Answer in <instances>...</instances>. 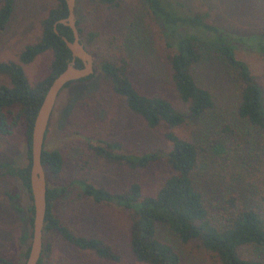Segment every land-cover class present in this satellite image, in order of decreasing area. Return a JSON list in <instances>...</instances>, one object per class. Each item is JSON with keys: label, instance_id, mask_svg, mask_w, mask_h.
Segmentation results:
<instances>
[{"label": "rangeland", "instance_id": "rangeland-1", "mask_svg": "<svg viewBox=\"0 0 264 264\" xmlns=\"http://www.w3.org/2000/svg\"><path fill=\"white\" fill-rule=\"evenodd\" d=\"M119 1L123 3L115 20H108L106 26L110 32L121 30L134 82L142 92L170 100L184 113L186 121L174 129L165 124L148 129L137 117L113 102V106L105 107L104 115L99 117L100 123L93 118L87 124L82 117L78 121L71 117L72 106L83 89H89L91 93L101 86L94 84V79L80 87L63 90L52 112L44 143L45 150L60 151L64 162L60 174L46 173L48 187L66 188L53 212L75 234L99 238L110 245L121 261L100 260L90 251H79L54 238L51 251L48 256H43L41 264H138L129 249L128 211L117 206L93 204L82 196L74 182L85 180L113 192H122L132 183H138L146 194H152L170 172L163 162L133 170L95 157L87 143L88 137L110 139L120 144L119 153L136 155L166 152L170 145L165 134L170 131L198 146L201 161L193 179L216 223L230 216L225 204L228 196L235 194L241 200H247L263 187L264 137L257 136L236 115L241 83L235 67L213 51L203 52L192 73L197 85L213 96L214 107L200 118L190 117L187 106L174 92L162 51L165 43L157 23L147 22L146 11L137 0ZM165 1L181 15L205 14L208 24L242 39L264 32V0ZM53 3L54 0H16L11 20L0 32V62H17L23 48L38 41L42 32L41 20ZM77 3L78 18L84 23H94L100 9L98 0H77ZM87 5L94 9L93 15L86 11ZM98 20L101 22L102 16H98ZM133 23L135 26H131ZM235 56L248 65L264 96V53L239 43ZM50 60L51 54L47 53L24 66L31 85L48 75ZM97 64L98 59L94 58L95 69ZM0 85H9L8 79L0 76ZM2 163H11L18 168L27 166L23 126L15 127L8 140L0 137V165ZM31 205L21 181L0 167V264H3L1 259L16 264L25 262L24 254L30 241L25 247L20 238L24 232L31 231L28 220ZM158 236L179 252L182 264H216L198 241L182 244L174 234L162 228ZM242 255L264 260V250L251 247L245 248Z\"/></svg>", "mask_w": 264, "mask_h": 264}, {"label": "trees", "instance_id": "trees-1", "mask_svg": "<svg viewBox=\"0 0 264 264\" xmlns=\"http://www.w3.org/2000/svg\"><path fill=\"white\" fill-rule=\"evenodd\" d=\"M15 3L16 0H0V32L10 22ZM98 3L100 9L95 14L94 23L81 21L78 18L77 0L75 6L79 35L85 48H89L88 51L98 59L97 69L88 78L66 84L63 90L80 87L94 79V84L101 88L91 93L89 89H83L72 106L71 117L77 121L82 117L81 120L87 124L89 119L94 118L95 122L100 123L99 117L104 115L105 107L117 103L137 117L148 129H156L163 124L170 129L182 126L186 117L170 100L162 95L146 94L137 86L130 73L121 30L110 32L106 26L108 20H115V14L119 12L123 2L98 0ZM137 3L144 7L147 22L154 21L159 27L165 43L162 51L169 67L174 92L187 106L189 116L200 118L214 107L213 96L197 85L192 73L203 52L213 51L235 67L241 83L237 117L257 136L264 137L263 92L252 77L248 65L235 56L239 43L264 53V32L252 35V39H242L208 24L205 14L176 13L168 1L137 0ZM86 11L93 15L94 9L87 5ZM67 15L65 0H54L41 20L42 32L38 41L26 45L19 53L17 62H0V76L9 81V85H0V137L8 140L15 127L23 126L28 160L27 166L22 168L11 163H2L0 167L21 181L31 201L32 127L48 88L72 60L70 51L61 39L63 36L72 41V31L68 27L57 25L60 36L54 33V24ZM98 16H102L101 22ZM131 26H135V23ZM47 53L51 54L48 75L31 85L25 75L24 66ZM75 66L81 68L82 63L76 60ZM47 132L48 129L46 135ZM165 139L170 145L166 152L152 151L141 155L119 153L120 144L110 139L94 136L86 139L95 157L133 170L147 169L163 162L170 173L152 194H146L138 183H132L122 192H113L85 180L76 179L74 183L80 188L82 196L93 204L117 206L128 211L129 249L138 264H182L179 252L159 238L161 228L174 234L182 244L200 242L216 264H264V260L248 259L242 255L245 248L249 247L264 250V159L261 166L263 187L251 194L247 200H241L235 194L228 196L225 204L229 208L230 216L223 222L216 223L212 220L204 196L195 186L193 179L201 161L199 147L171 131L165 134ZM41 164L46 173L60 174L64 164L61 152L43 149ZM65 192V187L47 186L43 251L38 264L43 262L44 255L48 256L50 253L54 238L79 251H90L100 260L120 262V256L110 245L99 238L75 234L54 214V205ZM28 212L32 230L33 205ZM30 238L31 231L24 232L20 238L21 244L28 247ZM28 250L29 248L24 254V260ZM1 262L16 264L2 259Z\"/></svg>", "mask_w": 264, "mask_h": 264}, {"label": "water", "instance_id": "water-1", "mask_svg": "<svg viewBox=\"0 0 264 264\" xmlns=\"http://www.w3.org/2000/svg\"><path fill=\"white\" fill-rule=\"evenodd\" d=\"M65 3L68 15L66 18L61 19L54 24V33L57 36H60L57 30V25H63L70 28L73 40L69 41L63 36H61V39L70 51L72 60L67 65L66 69L53 80L48 88L32 127L30 140V191L34 213L29 250L24 264H38L42 257L47 180L46 171L41 164V155L44 149L46 131L56 101L66 84L88 78L95 73L94 57L83 45L76 26V0H65ZM76 60H79L82 63L81 68L75 66Z\"/></svg>", "mask_w": 264, "mask_h": 264}, {"label": "flooded vegetation", "instance_id": "flooded-vegetation-1", "mask_svg": "<svg viewBox=\"0 0 264 264\" xmlns=\"http://www.w3.org/2000/svg\"><path fill=\"white\" fill-rule=\"evenodd\" d=\"M81 41H82V39H81ZM83 43V42H82ZM84 45V44H83Z\"/></svg>", "mask_w": 264, "mask_h": 264}]
</instances>
